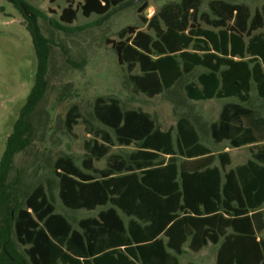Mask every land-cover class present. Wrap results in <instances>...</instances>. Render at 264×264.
I'll return each instance as SVG.
<instances>
[{"label":"trees","instance_id":"1","mask_svg":"<svg viewBox=\"0 0 264 264\" xmlns=\"http://www.w3.org/2000/svg\"><path fill=\"white\" fill-rule=\"evenodd\" d=\"M9 1L25 18L37 67L0 161V264H181L188 243L194 253L220 244L217 264H264V240L256 237L264 227V113L244 105L254 86L264 100V5L253 11L213 0L209 12H202L205 0L171 2L153 17L140 18L147 31L129 26L119 33V42H111L135 95L153 99L197 68L205 69L186 85V96L198 102L237 99L223 106L211 136L235 149L250 146L253 155L226 172L229 153L215 155L185 117L174 137L173 128L162 130L142 110H124L117 98L95 101V116L104 128L72 105L67 131L73 134L82 122L92 139L85 142L82 168L70 156L57 159L59 198L71 211L107 208L75 229L56 212L44 184L28 195L25 207H14L3 219L14 159L31 144L30 117L48 90L52 44L40 28L42 14L25 0ZM130 1L81 0L77 6L70 1L60 21L73 24L79 13L107 16ZM116 145L137 150L127 159L111 153ZM104 159L106 168H96L95 162ZM217 160L221 169L214 166Z\"/></svg>","mask_w":264,"mask_h":264},{"label":"rangeland","instance_id":"2","mask_svg":"<svg viewBox=\"0 0 264 264\" xmlns=\"http://www.w3.org/2000/svg\"><path fill=\"white\" fill-rule=\"evenodd\" d=\"M31 8L43 17L39 18L40 28L51 40L48 90L35 112L30 117L32 136L30 146L14 159L8 179L10 198L3 207L5 220L11 210L25 207L28 195L39 185L44 184L53 198L56 212L65 216L75 229L82 220L97 217L107 208L95 212L71 211L65 208L59 198V180L55 171L57 159L70 156L82 168L86 157L85 142L92 139L81 122L73 134L66 128V116L72 105H78L84 118L95 126L104 128L96 119L94 107L99 97L117 98L124 110H142L152 115L162 130L174 129L182 117L189 118L197 127L201 141L218 155L230 152L233 165L246 163L252 158L249 148L232 149L228 143L216 144L211 137L210 125L219 119L223 105L231 100H211L194 102L187 98L185 85L196 81L205 72L198 68L191 75L182 78L177 85L153 99L135 95L126 66L121 65L118 54L111 42H119V33L129 26L147 31L141 17L151 18L162 6L181 0H140L122 7L107 16L93 15L86 18L79 13L73 24L60 21L62 10L73 2L77 6L81 0H25ZM205 0L202 11H209ZM233 4H245L253 11L264 5V0H223ZM145 6H147L146 9ZM205 28H208L203 24ZM37 60L32 37L25 27L24 16L9 0H0V161L6 148V141L12 133L22 107L34 86ZM135 74H139L137 69ZM264 112V100L254 89L250 104ZM114 136L113 132L109 130ZM115 138V136H114ZM135 145H116L112 154L129 158L136 151ZM219 165V161H217ZM95 167L106 168V159L95 162ZM129 222V218L121 213ZM14 240L16 241L15 237ZM17 249L23 253L24 247L17 241ZM206 255L187 251L180 258L181 264H214V248ZM2 250L0 249V258Z\"/></svg>","mask_w":264,"mask_h":264},{"label":"crops","instance_id":"3","mask_svg":"<svg viewBox=\"0 0 264 264\" xmlns=\"http://www.w3.org/2000/svg\"><path fill=\"white\" fill-rule=\"evenodd\" d=\"M178 2H180V1H178ZM171 3V2H170ZM230 3V2H229ZM168 4V3H167ZM166 5V4H165ZM208 6H209V4H208ZM163 7V6H162ZM161 7V8H162ZM203 7V6H202ZM202 12H206V11H202ZM209 12V11H208ZM155 15V14H154ZM153 15V16H154ZM152 16V17H153ZM198 69V68H197ZM196 69V70H197ZM203 69V68H202ZM205 70V69H204ZM205 72H206V70H205ZM204 73V72H203ZM202 74V73H201ZM191 75V74H190ZM188 76V75H187ZM184 77H186V76H184ZM183 77V78H184ZM199 77V76H198ZM182 79V78H181ZM180 79V80H181ZM198 79V78H197ZM179 80V81H180ZM178 81V82H179ZM197 81V80H196ZM196 81H193V82H196ZM177 82V83H178ZM177 83H176V85H177ZM191 83V82H190ZM189 84V83H188ZM175 85V86H176ZM187 85V84H186ZM186 85H185V87H186ZM174 86V87H175ZM174 87H172V89L174 88ZM185 87H184V89H185ZM254 89L256 90V87L254 86L253 87V89H252V93H253V91H254ZM171 90V89H170ZM256 92H257V90H256ZM165 93V92H164ZM252 93H251V99H252ZM186 94V93H185ZM257 95H258V93H257ZM146 97V96H145ZM158 97V96H157ZM259 97V96H258ZM188 98V97H187ZM260 98V97H259ZM261 99V98H260ZM190 100V99H189ZM214 100H217V99H214ZM224 101L225 100H231V99H223ZM235 100H237V99H235ZM263 100V99H262ZM192 101V100H191ZM238 101V100H237ZM251 101V100H250ZM250 101L248 102V103H246V104H244L246 107H248V108H252V107H250V106H247V104H250ZM194 102H198V101H194ZM201 102H206V101H201ZM227 103H239V101L238 102H227ZM227 103H225V104H227ZM224 104V105H225ZM223 105V106H224ZM223 108V107H222ZM252 109H254V108H252ZM256 110H258V109H256ZM221 111H222V109H221ZM260 111V110H259ZM262 112V111H261ZM264 113V112H263ZM220 114H221V112H220ZM219 117H220V115H219ZM187 119H189V118H187ZM190 120V119H189ZM218 121V120H217ZM216 122V121H215ZM214 123V122H213ZM212 123V124H213ZM211 124V125H212ZM195 125V124H194ZM211 125H210V131H211ZM195 127H196V125H195ZM197 128V127H196ZM198 130V129H197ZM164 131H167V130H164ZM212 137V136H211ZM213 140V139H212ZM203 143V142H202ZM224 143H228V142H224ZM224 143H221V144H219V145H222V144H224ZM229 144V143H228ZM207 146V145H206ZM210 148V147H209ZM232 148V147H231ZM243 148H249V149H251V147L250 146H247V147H243ZM232 149H235V148H232ZM241 149V148H240ZM212 150V149H211ZM213 151V150H212ZM225 152H227V151H225ZM230 152H232V151H229V152H227V153H229V155H230ZM251 152H252V150H251ZM221 153H224V152H221ZM221 153H219V154H221ZM215 154V153H214ZM218 154V155H219ZM216 155V154H215ZM253 155V154H252ZM230 157H231V165H229L227 168H226V172H229V171H231V170H235L237 167H239V166H243V165H245V164H247L250 160H252V158L250 159V160H248L246 163H240L239 165H237V166H234L233 165V158H232V156L230 155ZM217 161H219V165H217ZM216 161V163L214 164V166L215 167H218V168H220L221 169V163H220V160H217ZM223 174H224V172H223ZM232 232H230V234H231ZM256 237H257V240L258 241H260V240H264V227H263V229H261V231L259 230L258 232H257V235H256ZM189 243L188 244H186L185 246H184V254H186L187 253V251H190L189 250ZM219 247H220V244H217V245H214V244H212V243H209V245H207L206 247H204L200 252H198V253H194V252H192L191 251V253H194V254H197V255H206V251L209 249V248H214V254L212 255V262L214 263V264H217V255H218V249H219ZM183 254V255H184ZM182 255V256H183ZM182 256H180L179 257V259L182 257ZM181 263V262H180ZM194 264V263H193Z\"/></svg>","mask_w":264,"mask_h":264},{"label":"water","instance_id":"4","mask_svg":"<svg viewBox=\"0 0 264 264\" xmlns=\"http://www.w3.org/2000/svg\"><path fill=\"white\" fill-rule=\"evenodd\" d=\"M138 1H140V0H132V1L128 2L127 4H125L123 7L129 6V5H132V4H135V3H137ZM121 8H122V7H119L118 9H121Z\"/></svg>","mask_w":264,"mask_h":264}]
</instances>
